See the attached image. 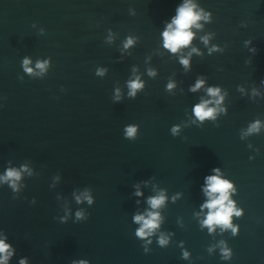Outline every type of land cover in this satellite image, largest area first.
Masks as SVG:
<instances>
[{
	"label": "clouds",
	"instance_id": "obj_1",
	"mask_svg": "<svg viewBox=\"0 0 264 264\" xmlns=\"http://www.w3.org/2000/svg\"><path fill=\"white\" fill-rule=\"evenodd\" d=\"M193 5L190 3H186L183 6L179 7L177 11L176 17L172 20V23L168 25L166 31L163 32L164 37V46L171 50V52L175 53L182 46H187L192 40L193 33L189 30L192 25L196 24L197 20L200 19V16L193 11ZM198 26V25H197ZM132 43V40L129 39L128 43L125 45L127 47ZM28 59H24L23 64L25 66V71L31 72V68H27L26 66L29 64ZM184 65L188 64L186 59L181 61ZM37 67L40 69H44L45 64L38 63ZM202 84V81H198L196 84V88H199ZM130 89L132 90L129 95L135 96V91L142 87V84L136 81L130 82ZM169 88L172 87L171 84L168 85ZM209 94L212 96H216L219 93V89H208ZM209 101H204L201 104H198L194 108V113L196 117H198L201 121L205 118L212 117L214 109L208 108ZM219 103V101H217ZM256 130V126L253 125L249 131ZM176 129L173 128V132L175 133ZM136 132L135 127H127L126 135L128 137H133ZM214 171H218V169H214ZM20 178V173L9 169L6 172L5 177H0V179H4L6 181H11V186L15 190V180ZM207 181V193L210 197H213V194L219 193L218 196L211 198L208 203L205 205L210 211L207 215L206 219L203 221L205 225H223L225 227H231V216L235 212V215L240 216L241 212L237 211L234 207L233 201L229 200V190L233 187L232 184L226 180L221 179L219 176H208L206 177ZM227 201V203H226ZM164 202V197L161 195L159 197H155L150 199L149 203L152 208H158ZM89 203H91V199L89 198ZM77 216H80V213H77ZM159 216L156 213H149L148 218L144 216L137 215L135 217L136 222L142 221V226L137 230L136 235L138 237H145L151 234V231L158 227ZM147 230V231H146ZM235 229H233V233L235 234ZM159 243L164 245L166 241L161 238ZM147 252V249L144 250ZM0 264H5L8 259L9 253V245L6 244L3 240H0ZM185 257L187 253L184 254ZM227 256L228 253L225 252ZM21 264H25L24 260H21ZM80 264H85L84 261H81Z\"/></svg>",
	"mask_w": 264,
	"mask_h": 264
}]
</instances>
